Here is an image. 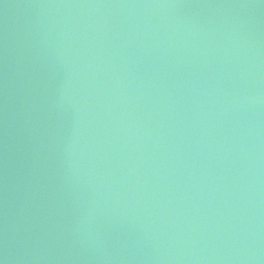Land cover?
Wrapping results in <instances>:
<instances>
[{
  "label": "water",
  "instance_id": "95a60500",
  "mask_svg": "<svg viewBox=\"0 0 264 264\" xmlns=\"http://www.w3.org/2000/svg\"><path fill=\"white\" fill-rule=\"evenodd\" d=\"M0 264H264V0H0Z\"/></svg>",
  "mask_w": 264,
  "mask_h": 264
}]
</instances>
